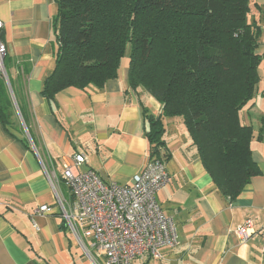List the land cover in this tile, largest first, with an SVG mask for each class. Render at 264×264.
<instances>
[{
  "label": "crops",
  "instance_id": "0c3cea01",
  "mask_svg": "<svg viewBox=\"0 0 264 264\" xmlns=\"http://www.w3.org/2000/svg\"><path fill=\"white\" fill-rule=\"evenodd\" d=\"M256 1L250 21L262 29L264 56V0ZM58 13L56 0H0L1 41L7 49L6 76L0 78L12 103L0 113V264H91L57 209L37 213L55 203L42 164L69 199L63 164L78 153L88 157L80 171L90 169L106 183L126 186L151 160L145 110L159 117L161 105L130 89L129 59L104 88H69L51 101L42 95L56 70ZM259 73L255 99L241 116L253 129L252 158L260 175L233 202L205 170L183 120H164L161 153L170 182L156 199L173 217L180 243L144 264H264L261 238L241 243L234 233L248 219L257 229L264 227V63Z\"/></svg>",
  "mask_w": 264,
  "mask_h": 264
},
{
  "label": "trees",
  "instance_id": "16d2710c",
  "mask_svg": "<svg viewBox=\"0 0 264 264\" xmlns=\"http://www.w3.org/2000/svg\"><path fill=\"white\" fill-rule=\"evenodd\" d=\"M251 2L56 0V70L42 95L51 101L69 88H104L129 59L130 89L161 105L159 117L145 110L150 158L163 161L164 120L181 118L205 170L233 202L260 175L253 129L241 116L255 99L264 63ZM4 108L12 103L0 78V113Z\"/></svg>",
  "mask_w": 264,
  "mask_h": 264
},
{
  "label": "built area",
  "instance_id": "2783aa9c",
  "mask_svg": "<svg viewBox=\"0 0 264 264\" xmlns=\"http://www.w3.org/2000/svg\"><path fill=\"white\" fill-rule=\"evenodd\" d=\"M2 28L0 23V75L6 76ZM87 163L88 157L78 153L63 164L62 183L69 190V199L61 182L42 164L55 203L41 206L37 213L47 215L57 209L91 264H144L161 259L162 248L179 246L175 221L165 215L156 199L170 182L164 161L151 159L131 186L106 183L90 169L80 171ZM34 227L39 229L35 222ZM234 233L241 243L259 236L264 257V227L257 229L248 219Z\"/></svg>",
  "mask_w": 264,
  "mask_h": 264
},
{
  "label": "rangeland",
  "instance_id": "374dc122",
  "mask_svg": "<svg viewBox=\"0 0 264 264\" xmlns=\"http://www.w3.org/2000/svg\"><path fill=\"white\" fill-rule=\"evenodd\" d=\"M260 2H261V0H259ZM255 2H257L256 0H255ZM263 3H264V1H263ZM252 8L254 9L255 8V3H252Z\"/></svg>",
  "mask_w": 264,
  "mask_h": 264
}]
</instances>
